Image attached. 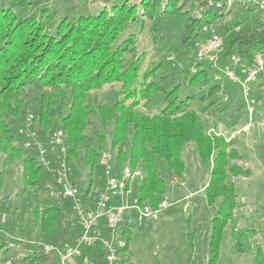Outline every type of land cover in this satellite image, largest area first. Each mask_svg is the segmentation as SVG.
I'll return each instance as SVG.
<instances>
[{"label":"trees","instance_id":"16d2710c","mask_svg":"<svg viewBox=\"0 0 264 264\" xmlns=\"http://www.w3.org/2000/svg\"><path fill=\"white\" fill-rule=\"evenodd\" d=\"M104 1L107 7L98 13L80 12L75 18L55 25L54 32L42 25L38 19L41 16L30 19L27 15L18 18L16 13L9 14V10L0 13L2 172L21 158L24 163L21 195L32 203L31 221L37 224L42 239L59 243L74 233L68 203L60 197L54 181L23 149L19 132L26 124L42 135L57 128L64 130L77 184L85 190L99 153L113 149L119 163L140 167L142 177L136 190L142 201L153 206L169 190L170 178L184 173L182 150L193 142L203 165L210 168L205 196L210 206L216 205V212L211 218L207 264H217L224 230L237 206L234 184L228 177L246 171L227 161L228 154L233 157L235 150L227 151L222 139L206 134L200 112L193 105L199 102L203 107L207 102L204 107L210 108L220 98L228 80L213 79L215 69L206 60L196 63L195 72L189 67L196 61L195 42L202 37V30L215 25L223 38L220 59L229 61L232 55H237L240 67L246 70L252 65L256 51L264 57V14L253 2L217 8L207 0ZM194 1L197 13L190 20L184 18L180 37L177 41L173 39L168 50L183 56L176 75L157 73L159 67L145 68L142 54L126 56L135 33L121 37L130 26L141 27L142 18L148 17L157 30L164 14L186 15L190 9L183 13V8ZM38 2L41 0H10V6H39ZM236 7L238 10L232 14ZM42 20L45 22L44 17ZM184 74L188 76L186 80H182ZM261 78L262 82L257 80ZM263 82L264 69L256 76L254 87L257 89ZM116 83L113 101L99 97L97 90ZM253 95L255 89L250 92ZM153 104L154 109L148 111ZM255 108L258 113L264 110V101ZM50 192L57 204L48 199ZM154 222L155 219H149L134 231L147 224L149 229ZM232 224L230 237L235 247L249 251L252 264H264V250ZM187 236L189 253L182 264H197L192 250L193 231H188ZM6 244L0 234V250Z\"/></svg>","mask_w":264,"mask_h":264},{"label":"rangeland","instance_id":"374dc122","mask_svg":"<svg viewBox=\"0 0 264 264\" xmlns=\"http://www.w3.org/2000/svg\"><path fill=\"white\" fill-rule=\"evenodd\" d=\"M196 5L197 1L186 5L183 13L186 9H190L185 13L186 15L164 14L157 30L153 28L148 17L142 18L141 27L130 26L121 37L124 39L130 32L135 33L126 56L142 54V65L145 68L157 70L159 67L157 73L164 71L176 75L183 56L178 57L174 54L175 51L168 52V50L173 39L174 41L179 39L183 31L184 18L190 20L192 14L197 13ZM44 6L46 7L42 9ZM105 7L107 5L104 0L94 2L41 0L39 6L11 8L10 0H0V13L9 10V14L16 13L18 18L27 15L26 17L30 19L41 16L38 19L43 23L42 25L47 26L49 32H54L55 25L62 20H71L81 13H98ZM238 8H233L232 14ZM40 9L42 11L39 12ZM142 12L143 10L140 14ZM215 27L213 25L210 29L217 31ZM208 32L203 30L201 35L205 36ZM217 63L221 68L230 65V61L220 58ZM187 77V74H184L182 80H186ZM257 80L263 81L262 78ZM185 84L186 82L183 88ZM117 88V83L111 86L105 85L97 90V93L101 94L99 97L110 102L116 98ZM183 88L182 92L185 91ZM251 89H255V96L252 97L255 109L253 117L247 115L246 104L239 87L231 81L224 83L219 93L220 98L210 108L204 107L207 102L203 107L199 102L193 104L200 112L206 134L222 139L227 145V151L233 149L236 151H232L233 157L228 154L227 161L236 163L246 171L228 177L234 184L237 206L232 211L234 224L230 220L228 228L224 230L217 264H252L249 251L235 247V241L230 237L231 224L244 230L245 234L249 235L251 243L258 244L264 250V110L258 113L255 108L256 104L264 101V82L257 89L252 83ZM155 105H150L148 111H152ZM107 150L114 152L113 149ZM182 159L185 163L184 173L178 176L177 184H169V190L161 197V199L167 198L170 205L162 210L151 228L148 229L147 224L139 231L130 232L124 257L126 263L178 264L180 261L182 264L189 253L187 232L193 231L192 250L196 263L207 264L210 257L208 239L211 218L216 212V205L210 206L205 196L210 168L203 165L193 142L184 146ZM210 162L213 163V160L211 159ZM23 164L21 158L15 159L3 173V155L0 154V234L8 242L6 248L0 250V261L7 260L10 264H57L52 254L43 251L44 244L50 242L40 237L37 224L32 223L30 217L32 203L26 201L24 194L21 195ZM51 195L52 192L49 193V200L53 198ZM3 215H5L4 219Z\"/></svg>","mask_w":264,"mask_h":264},{"label":"built area","instance_id":"2783aa9c","mask_svg":"<svg viewBox=\"0 0 264 264\" xmlns=\"http://www.w3.org/2000/svg\"><path fill=\"white\" fill-rule=\"evenodd\" d=\"M207 1L217 8L253 2L264 14V0ZM210 28H204L209 31L208 34L196 40V61L189 70L195 72L197 62H210L215 69L213 79L237 84L246 104L247 115L253 117L255 109L250 96L251 84L264 69V57L260 51H256L252 65L244 70L240 67L239 57L232 55L229 66L219 67L217 61L221 57L223 38ZM19 134L23 149L54 181L60 197L68 203V213L74 228L70 238L59 243L44 244L43 251L52 254L57 264H126L124 257L130 232L144 225L147 220L156 219L170 205L168 199H160L155 206L142 201L136 190L142 170L126 162L119 163L115 153L110 150L99 153L88 189H82L77 184V174L70 162L69 147L62 128L42 135L26 124ZM178 182L176 176L169 180L171 185ZM0 264L10 262L3 260Z\"/></svg>","mask_w":264,"mask_h":264},{"label":"crops","instance_id":"0c3cea01","mask_svg":"<svg viewBox=\"0 0 264 264\" xmlns=\"http://www.w3.org/2000/svg\"><path fill=\"white\" fill-rule=\"evenodd\" d=\"M51 201H54V203L56 202L55 204H57V201L55 199L54 200H51ZM2 218L4 219L5 218V215H3Z\"/></svg>","mask_w":264,"mask_h":264},{"label":"water","instance_id":"95a60500","mask_svg":"<svg viewBox=\"0 0 264 264\" xmlns=\"http://www.w3.org/2000/svg\"><path fill=\"white\" fill-rule=\"evenodd\" d=\"M189 209H187V211H188Z\"/></svg>","mask_w":264,"mask_h":264}]
</instances>
